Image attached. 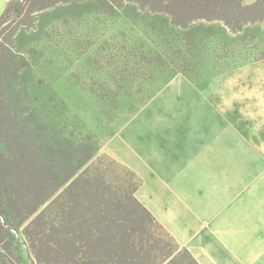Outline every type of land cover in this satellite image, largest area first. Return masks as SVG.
<instances>
[{"label": "rangeland", "instance_id": "rangeland-1", "mask_svg": "<svg viewBox=\"0 0 264 264\" xmlns=\"http://www.w3.org/2000/svg\"><path fill=\"white\" fill-rule=\"evenodd\" d=\"M22 19L14 35L20 111L42 118L41 129L50 135L90 134L97 155L117 158L144 181L145 169L134 165L138 158H121L119 151L126 147L134 151L137 145L150 151L131 125L166 87L184 81L212 95L239 91V102L223 106L233 113L255 107L256 149L245 145L252 139L240 138L236 147H225L216 170L208 158L207 169L198 171L215 177L213 184L220 189L215 198H222L216 211L222 204V218H237L241 226L254 224L264 230V125L258 121L264 106H254L264 102V58L217 74L225 67L223 58L232 64L242 49H264V23L233 30L221 20L201 18L183 28L166 14L150 12L131 0H59ZM145 159L151 166L161 158ZM136 195L140 196L139 189ZM153 231L163 240L153 254L158 258L171 241L162 228L155 226ZM13 233L23 254L22 264H36L23 234Z\"/></svg>", "mask_w": 264, "mask_h": 264}, {"label": "trees", "instance_id": "trees-1", "mask_svg": "<svg viewBox=\"0 0 264 264\" xmlns=\"http://www.w3.org/2000/svg\"><path fill=\"white\" fill-rule=\"evenodd\" d=\"M57 1L10 0L0 16V264L23 263L13 230L23 234L36 264H199L139 200L143 179L136 171L97 155L90 134L50 135L41 129L42 118L20 111L16 29L22 17ZM131 1L183 28L201 18L221 20L233 30L264 23V0ZM261 58L264 49H242L232 64L223 58L217 74ZM155 226L173 243L158 258L153 254L163 240Z\"/></svg>", "mask_w": 264, "mask_h": 264}, {"label": "crops", "instance_id": "crops-1", "mask_svg": "<svg viewBox=\"0 0 264 264\" xmlns=\"http://www.w3.org/2000/svg\"><path fill=\"white\" fill-rule=\"evenodd\" d=\"M9 1L0 0V16ZM238 92L212 95L184 81L170 84L131 125L136 137L150 145V151L139 145L134 151L128 147L119 151L121 158H138L133 164L143 166L147 173L139 188V200L199 264H264V230L254 224L241 226L237 218H222V204L216 211L222 198H215V193H220L212 181L215 177L201 170L207 169L208 158L216 170L225 147L232 148L240 138L252 139L245 145L256 149L255 107L233 113L229 106H223L224 102H239ZM257 104L264 106V102L254 106ZM259 115L258 121L264 125V108ZM261 133L264 135V128ZM145 158L161 159L150 166ZM162 158L168 162H161Z\"/></svg>", "mask_w": 264, "mask_h": 264}]
</instances>
